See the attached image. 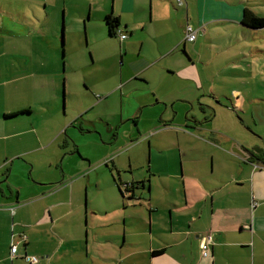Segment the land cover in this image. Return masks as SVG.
Listing matches in <instances>:
<instances>
[{"label":"crops","instance_id":"obj_1","mask_svg":"<svg viewBox=\"0 0 264 264\" xmlns=\"http://www.w3.org/2000/svg\"><path fill=\"white\" fill-rule=\"evenodd\" d=\"M116 4L108 14L119 18L121 64L114 84L101 88L96 103L86 107H100L86 126L105 125L111 147L124 146L123 139L130 147L138 145L104 162L117 172L108 198L89 196L87 202L77 182L69 183L65 168L53 177L42 173L40 146H29L44 139L39 126L48 120L34 116L36 89L23 85L33 73L15 65L9 72L0 69V264H264V142L246 130L259 133L256 116H263L264 107L250 99L254 111L248 112L240 97L233 105L215 97L204 90L209 71L199 67L207 66L199 49L201 33L211 32L216 23L248 30L242 22L246 8L206 0L196 7L197 26L187 16L176 38L168 0L160 6L162 18L156 21L152 12L149 23L140 18L138 0ZM178 4L184 6L183 0ZM8 21L0 24V50L1 41L27 34ZM188 24L199 30L194 43L184 42ZM138 33L148 38L135 53L131 44ZM143 40L155 44L156 54L142 52ZM215 40L220 37L210 41ZM5 57L0 51V63ZM240 111L245 113L241 121ZM68 146L65 141L59 148ZM259 147L262 152H254ZM74 152H79L76 146ZM139 181L144 183L134 192L131 185ZM207 235L212 243L204 251ZM14 245L18 252L12 256Z\"/></svg>","mask_w":264,"mask_h":264},{"label":"rangeland","instance_id":"obj_2","mask_svg":"<svg viewBox=\"0 0 264 264\" xmlns=\"http://www.w3.org/2000/svg\"><path fill=\"white\" fill-rule=\"evenodd\" d=\"M116 1L118 0H45V3L40 5L36 0H0V24L9 23L10 20L23 26L27 33L1 41L3 50L0 51L6 57L0 63V69L9 72L15 65L25 73H33L32 77L23 81V85H32L36 89L39 107L34 116L39 122L48 120V124L43 128L39 126L38 132L44 139L33 141L29 148L40 146L36 153L37 161L46 177H53L54 172L63 171L65 168L69 174V183L72 185L77 182L76 188L83 191L82 197L87 202L89 196L93 201L110 196L106 192L108 187H113L111 182H114L113 176L117 172H111V166L107 167L104 162L128 153V150L138 145L135 141V145L130 147L132 144L123 139L124 146L119 143L118 147L115 143L112 145L116 146L111 147L108 145L111 134L105 132V125H91V128L86 126L88 120L98 117L100 110L98 107L85 111L86 107L96 103V96L101 95V88H110L114 84L117 79V63L121 64L122 41L118 33L116 36L110 35L105 23L106 14L103 12L106 10L107 14L112 13L117 7ZM138 1L143 9L140 18H144L147 23L152 19V12L156 21L162 18L160 6L165 4L166 0ZM168 1L173 9L172 22L176 38L179 23L187 16L190 24L197 26L196 7L198 4L203 7L206 0H183L182 7L179 6L178 0ZM214 1L226 2L233 8H249L264 16V0ZM219 14L213 16L218 17ZM213 26L212 31L206 35L202 32L199 39V49H203L202 57L207 61L206 68L199 67L202 73L204 69L210 73L207 85L211 88L205 86L204 90L212 91L216 94L215 97L229 105H233L235 98L240 97V100L246 101L244 109L248 112L254 111V106L249 105L250 99L257 100V106L264 107V28L246 30L244 27H233L227 23H216ZM63 27L65 44L62 42ZM122 30L124 28L120 27L119 31ZM217 37H220V40L210 41ZM147 38L146 35L136 34L135 40H132L131 51L137 53L141 40ZM143 41L145 45L142 52L150 51L151 54H156L155 44L151 42L150 46L148 40ZM188 45V50L191 51L190 44ZM163 63L161 67H165L167 62ZM204 75L205 83L207 75ZM223 93L225 96L221 98ZM206 95L213 97L215 102H220L214 99V96ZM44 99L48 101L46 104L42 102ZM244 115L245 113L240 111L238 120L241 121ZM262 115L261 118L256 116V129L259 133L252 129L246 130L264 142V112ZM247 122L250 123V120ZM155 131L157 130L151 132ZM136 135L139 137L138 133ZM65 141L69 144L68 148L60 149L59 146ZM75 146L79 150L77 153L74 152ZM259 149L262 150V147ZM63 151L66 152L65 156ZM82 158L87 162L80 161L84 160ZM53 184L56 185V182ZM115 190V195L119 198L118 189Z\"/></svg>","mask_w":264,"mask_h":264},{"label":"trees","instance_id":"obj_3","mask_svg":"<svg viewBox=\"0 0 264 264\" xmlns=\"http://www.w3.org/2000/svg\"><path fill=\"white\" fill-rule=\"evenodd\" d=\"M242 22L249 28L262 29L264 28V16H260L250 9L246 8L243 13ZM105 23L109 29L111 36H116L117 28L119 26V18L113 14H108L105 16Z\"/></svg>","mask_w":264,"mask_h":264},{"label":"built area","instance_id":"obj_4","mask_svg":"<svg viewBox=\"0 0 264 264\" xmlns=\"http://www.w3.org/2000/svg\"><path fill=\"white\" fill-rule=\"evenodd\" d=\"M198 32H199V30L195 29L193 26L188 24L185 28L184 42L185 43H194L198 38ZM125 38H126V35H123L122 39H125ZM211 243H212V237L210 235L205 236L203 239V244H202L203 250L206 251L208 246ZM11 251H12V256H15L16 253L18 252L17 246L14 245L12 247ZM26 259L30 262H37L36 257H32V258L26 257Z\"/></svg>","mask_w":264,"mask_h":264},{"label":"water","instance_id":"obj_5","mask_svg":"<svg viewBox=\"0 0 264 264\" xmlns=\"http://www.w3.org/2000/svg\"><path fill=\"white\" fill-rule=\"evenodd\" d=\"M64 33H65V30H64V27H63V29H62V42H63V44H65V40H64V35L65 34ZM64 101H65V98H64ZM254 152L260 153V152H262V150L255 149ZM143 183H144L143 181L142 182H140V181L139 182H136L135 184L138 185V186L133 188L134 192H136L140 188L139 185H141Z\"/></svg>","mask_w":264,"mask_h":264},{"label":"flooded vegetation","instance_id":"obj_6","mask_svg":"<svg viewBox=\"0 0 264 264\" xmlns=\"http://www.w3.org/2000/svg\"><path fill=\"white\" fill-rule=\"evenodd\" d=\"M128 187H130V186H126L127 189H130V188H128ZM131 187L134 188L132 185H131ZM132 188H131V189H132Z\"/></svg>","mask_w":264,"mask_h":264}]
</instances>
